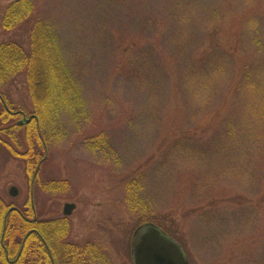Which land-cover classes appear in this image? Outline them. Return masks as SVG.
Instances as JSON below:
<instances>
[{"label": "rangeland", "instance_id": "374dc122", "mask_svg": "<svg viewBox=\"0 0 264 264\" xmlns=\"http://www.w3.org/2000/svg\"><path fill=\"white\" fill-rule=\"evenodd\" d=\"M15 1L0 0V44L27 48L34 27L42 58L59 62L76 89L71 100L50 102L58 113L53 106L41 113L50 130L39 133L48 144L36 179L44 213L76 204L65 222L70 242L91 252V264H134L135 232L153 224L188 264H264V150L255 141L264 143V130L243 136L240 152L242 135L221 132L237 122H229L231 110L243 109L237 101L247 97L250 76L257 84L264 75V0H182L196 5L190 30L177 23V0H37L41 22L7 33L1 19ZM201 54L224 58L218 84L201 81L208 70L196 74L207 66L204 57L194 67ZM11 97L33 108L24 77ZM34 123L20 127L31 131ZM243 158L254 162L249 171ZM33 176L0 147V210L15 198L12 187L20 190L17 203L30 196Z\"/></svg>", "mask_w": 264, "mask_h": 264}, {"label": "trees", "instance_id": "16d2710c", "mask_svg": "<svg viewBox=\"0 0 264 264\" xmlns=\"http://www.w3.org/2000/svg\"><path fill=\"white\" fill-rule=\"evenodd\" d=\"M193 5L196 6L194 3H191L190 7H188V5L184 6L182 4V0H177V23L181 28L185 30H190L191 25L197 26L195 21L193 22V14H191L195 9L192 8ZM36 14L37 0L15 1L5 8L3 17L1 19V27L5 32L11 33L18 31L21 26H23L24 24H29L30 22H33L36 26L41 19L40 16H37ZM158 22L161 23L160 20H158ZM198 24L202 25L200 23ZM34 37H36V40L42 38L35 33V29L33 27L32 32H30V45L27 48H25L21 43L14 40L5 41L0 44V147L4 148L6 151L12 150V155L15 158H22L26 163L28 175L33 174L37 166H39V168H42L45 163H42L44 161L43 152L46 149L45 147L48 143H44L46 141L43 142V140L40 138L39 133L41 132V137L44 136V134L46 133V128H48V131L50 130V123H46L49 119L46 117V115H44L45 118L42 117L41 113L47 112L48 108L52 106L53 109L51 108L50 111L56 110L55 112L58 113V110L56 109L58 107H56L54 104L51 105L50 102H52V100L55 101V99L59 95V98H63L64 101L65 98L67 100H71V96L75 95L76 92V89L73 87L72 79L65 73V70L62 66H60V63L57 61L51 62L49 61V59L45 60L46 58H42L43 56L41 55V53H43L44 49H42V45L38 41L35 44L36 40L34 39ZM49 39L50 36L47 38V40L49 41ZM44 41L46 40L44 39ZM260 46L262 49L263 43H260ZM204 57L208 58H206L208 62L206 63L207 66H205V69L202 70L200 61ZM210 57L212 58L210 54L209 56L201 54V57H197L193 65L194 67L201 65L198 68L195 67L197 75L204 72L205 70H208L207 74H201V81L207 77L209 85H216L220 81H222V75L224 73V70L226 69L225 62L223 57L218 59L215 58L212 61ZM198 59L201 60L197 62ZM241 73L242 72L235 71L233 73L235 80L232 82L234 83V86L236 85L235 88L237 89L238 87L240 91L241 89H243L242 86L244 84V80L242 79L243 76L240 77ZM19 77H24V80L26 81L29 93L32 96L33 108L32 106H30L29 108L25 107L23 99L19 100V102L16 103L11 97L13 86L17 84ZM250 77L252 78V82L248 84L247 97L241 95L239 101H237L239 103V106L237 108L240 107L243 109L231 110V112H233L231 114L233 119L229 120V122L234 121V117L237 118V122H233V125H228V127L224 128V130L221 131L222 134L226 135L229 139L233 136L242 135L241 138L237 141V152H240V149L245 144V138L243 136H248L247 134H252L254 132L257 134H261L264 130V75L261 74L258 76L261 77V80L259 79V81H257L258 78L256 77L257 84H255L253 76ZM207 80L203 84L207 83ZM209 85L204 86L210 88ZM52 87L53 91H51ZM55 88H57L58 90L56 95L54 92ZM229 96L230 95L228 94V98L226 99L228 101L231 99V97ZM35 100L36 102L41 103H38L35 106ZM26 113H33L35 116V119L33 121H36V123H34L31 131L28 128L27 130L25 129V131H23L22 127H20V125H18L16 122L19 116H23ZM39 118L41 122L37 125V120ZM209 119H213L212 114L209 116ZM28 126L30 125L28 124ZM257 130L259 132H256ZM218 133H220V131L216 130L215 134ZM18 137H21L19 139L24 140V148L22 150H20L18 146L20 144V142L18 141ZM255 141L258 143V145L260 144L259 146H261V148L264 150V143L261 142L262 140L255 139ZM246 161L247 159L243 158L241 166H243V168L245 169L249 168L247 170L249 171L251 165L254 164V162H251L250 160L249 163H246ZM259 161L261 162V164L262 162L264 163V156H262V158H259ZM235 174L237 175V173ZM15 217V214H11L9 216V220L13 221ZM3 218V214L0 215L1 226ZM10 228H12V226L10 227L9 222V227L7 228L6 232V240L9 238L7 236L9 234V231L11 232ZM88 248L92 249L93 247L88 246Z\"/></svg>", "mask_w": 264, "mask_h": 264}, {"label": "flooded vegetation", "instance_id": "af4514ba", "mask_svg": "<svg viewBox=\"0 0 264 264\" xmlns=\"http://www.w3.org/2000/svg\"><path fill=\"white\" fill-rule=\"evenodd\" d=\"M38 172L39 166L33 173L35 181L30 182V196L20 200L23 201L21 204L17 203L16 201L20 197L18 188V195L7 204L6 211L0 210V215L4 216L0 234V264H91V261H88V255L91 252L79 250V244L70 242L68 239L65 222L71 215L64 213L65 205L62 213H59V209L57 211L48 209L44 213L39 208L38 201L44 200L39 197L42 194L37 193L41 186L40 184L37 186L38 183H36L38 182L36 181ZM54 182L56 181L53 180L50 185ZM63 183L67 184V181H63ZM49 190L50 197L52 196L51 199H53V188H49ZM3 201L0 199V209L3 208ZM11 214L16 215L13 221L9 220ZM9 222L12 228L7 236L9 238L6 240ZM96 255L93 253V257ZM132 259L134 262L133 254Z\"/></svg>", "mask_w": 264, "mask_h": 264}, {"label": "water", "instance_id": "95a60500", "mask_svg": "<svg viewBox=\"0 0 264 264\" xmlns=\"http://www.w3.org/2000/svg\"><path fill=\"white\" fill-rule=\"evenodd\" d=\"M34 116L19 121L18 125L29 124ZM10 195H18L17 187L10 189ZM74 203L65 204L64 213L71 215ZM140 241L134 247V264H188L181 247L153 224H146L135 232Z\"/></svg>", "mask_w": 264, "mask_h": 264}]
</instances>
